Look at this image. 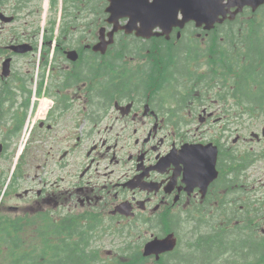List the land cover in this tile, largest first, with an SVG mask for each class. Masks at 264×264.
<instances>
[{"label":"flooded vegetation","instance_id":"obj_1","mask_svg":"<svg viewBox=\"0 0 264 264\" xmlns=\"http://www.w3.org/2000/svg\"><path fill=\"white\" fill-rule=\"evenodd\" d=\"M45 9L47 27L62 31L56 35L55 50L42 55L39 72L34 51L13 55L8 76L2 66L9 55L0 56V185L10 170L9 155L21 137L31 94L48 100V112L35 121L25 157L7 186L8 216L21 219L44 213L59 220L91 213L99 222L124 223L120 230L127 235L158 230L150 240L163 239L195 216L227 218L230 192L234 196L239 183L229 190L224 137L234 135L225 130L211 137L205 131L188 134L192 114L200 112L197 101L190 100L192 88L187 91L184 83L165 77L170 67L152 54L156 52L143 57L142 67L148 69L144 79L132 72L134 57H127L145 53L130 42L117 46L125 36L124 19L113 36L103 31L85 37L86 27L101 24L99 0H0V12L13 15L18 29L40 25ZM0 41L5 39L1 36ZM8 41L34 44L36 36H22L19 31ZM98 43L102 46L95 50ZM69 48L76 53H69ZM148 57L152 59L147 62ZM125 79L133 83L121 87L119 82ZM140 80L145 83L139 84ZM170 92L172 99H166ZM216 119L222 122L223 114ZM250 139L264 146L263 134ZM213 143L219 146L217 176L190 174L189 160H196L193 151L214 155L209 146ZM186 146H191L189 159L182 154ZM240 176L243 180V173ZM203 219L195 222L192 231ZM261 225L257 217L253 227Z\"/></svg>","mask_w":264,"mask_h":264},{"label":"trees","instance_id":"obj_2","mask_svg":"<svg viewBox=\"0 0 264 264\" xmlns=\"http://www.w3.org/2000/svg\"><path fill=\"white\" fill-rule=\"evenodd\" d=\"M100 5L103 22L106 19L103 15L107 0H100ZM184 37L176 46L172 45L175 44L174 39L170 41L164 38L152 39L157 42L153 45L156 53L152 54L161 56L163 64L170 67L169 72H164L165 77H169L174 81L173 83L183 84L182 77L195 69L194 76L197 79L193 78L195 82L192 84V93H197L198 97L206 99L209 94L206 87L215 89L218 86V98L223 102L225 100L234 102L238 111L232 114L231 111L224 109L227 121L233 118L239 119L247 113L249 116H262L264 113V6L255 13L246 10L238 15L235 21L217 25L205 47L193 32L191 39H188L187 35ZM142 46L148 48L145 43H142ZM137 48L141 50L142 47L139 44ZM170 63H173V67ZM203 65L207 68L200 71ZM131 83H133L131 79H125L119 82V85L124 87V84ZM140 83L145 82L140 80ZM231 153L236 155L234 151ZM250 163L251 161L248 166ZM243 169L245 167L240 162L229 173V187L236 183L242 184L240 175ZM242 193L246 191L240 186L233 192L231 203H237V197ZM251 201L253 200L250 199L245 204L247 211L253 207ZM226 211L232 214L236 212L232 209V204ZM253 220L254 217L247 216L245 221L234 225L232 218L218 220L210 225L207 234L192 239L193 242H198L197 246L192 248L191 241L189 250L183 254L178 253V247L175 252L168 254L167 259L162 257L155 263L264 264V236L259 229L253 227L251 223ZM95 227V222L94 225H90L89 220L82 223L75 215L59 221L48 216L27 218L23 221L1 220L0 239L8 245V251L0 264L146 263L147 258L143 256L141 245L135 236L132 243L121 248L115 257L103 260L101 257L103 251L92 246ZM22 230L28 232L18 233Z\"/></svg>","mask_w":264,"mask_h":264},{"label":"rangeland","instance_id":"obj_3","mask_svg":"<svg viewBox=\"0 0 264 264\" xmlns=\"http://www.w3.org/2000/svg\"><path fill=\"white\" fill-rule=\"evenodd\" d=\"M152 1L153 0H149V2ZM41 27L46 28V26L44 25H42ZM128 38L129 37L119 38L117 46L120 45L123 46L126 42H129ZM209 40L210 38L207 37L206 43L209 42ZM41 50L43 52L44 48H42ZM144 56H146V53L142 56L129 55L127 57V59H131L132 57H134L132 63V65H134L132 67V72L142 79H144L143 75L148 71L147 68L142 67L143 61H145L143 58ZM120 63L122 62L120 61ZM206 68H207L206 65H203L199 70L203 71ZM195 74H196V70L193 69L192 76H194ZM145 78L148 80V77ZM192 84L193 81L191 80V74H188L187 77L185 76L183 88L189 91L192 88ZM206 88L209 92L206 99H201V97L197 96V93H193V97H191L190 99L192 101H197L196 108L200 112L197 114H192V126L190 129L191 132H189L188 134L192 133L193 131L195 132L205 131L208 133V137L215 136V134H217L218 131L222 129L220 125L221 122H219L220 120L216 119L218 113H222L224 116L223 120H227L228 118L226 113L224 112V109H227L229 111L237 110V107L233 104L234 103L233 101L225 100L223 102L218 98L217 96V91L219 90L218 86H216L215 89H209L208 87ZM170 94L171 92L167 95L166 99H172ZM231 105L234 106L231 107ZM205 106H207V108H205L207 111L203 112L202 109ZM226 122H228V126L227 129H225V131L227 134L230 133L234 135V138L228 139L224 137V141L228 142V145L227 147H225V149L228 148L232 149L236 155L242 154L244 151H248L250 149L256 151L254 153L255 156L258 153L263 152V144L255 141H251L250 138L253 139L252 133H258L260 135L262 134V130L264 128V113L262 116H258V117L249 116V113H247L244 116L240 117L239 119L233 118L232 120ZM242 137H245V141L243 143H242ZM188 152L189 155L192 156L191 149H189ZM16 157H17L16 154L12 155L11 162H13L14 158ZM243 180L245 181L243 189L246 191V193L240 195V200L242 202L248 201L250 199L251 200L256 199L258 198V196H260L261 198L264 197V157L258 159L256 163L250 165L249 169L243 173ZM255 187H261L262 191L260 192V194L258 192L255 193V190H257ZM232 197L233 196H231V199ZM9 200L10 198H5L2 205L5 206L9 202ZM195 215H204V214H195ZM205 216L206 217L195 216V220L192 219V221L190 222L182 223L181 228L177 230L175 229L176 236L179 239H181L179 252H178L179 254H183L185 251L189 250L188 243L191 242L193 238H199L200 236L207 234L210 231V229L207 230V228H203V231L193 232L192 228L195 222L201 220L202 218H205L208 227H210L212 223H216L219 220L218 218H211L207 214ZM123 225L125 224L122 223L120 225L119 224L117 225L108 220L98 222V226L96 227L93 233L92 246L96 249H100L103 251L101 252V257L103 260H108L109 258L115 257L121 248L127 246L133 240L132 237L127 235L125 236V234L122 232L124 230H120V228ZM183 225H185L184 229H183ZM262 227H264V224ZM263 229L264 228L260 229V233L264 235ZM154 232L157 234L158 230L156 229L150 230L148 234L142 235V237L138 238V240H140L141 244L144 245L151 238V234H154ZM192 243L195 245L198 244V242H193V241ZM0 248H1L0 262H3L5 258V254L8 251V245L5 243L4 240L0 241ZM142 248L144 251V247ZM145 262H146L145 264H154L155 260L151 259Z\"/></svg>","mask_w":264,"mask_h":264},{"label":"water","instance_id":"obj_4","mask_svg":"<svg viewBox=\"0 0 264 264\" xmlns=\"http://www.w3.org/2000/svg\"><path fill=\"white\" fill-rule=\"evenodd\" d=\"M110 1L112 7L109 10L113 13L112 18L130 17L129 23L124 28L130 32L137 30L142 36H151L152 32L149 31L157 26L163 29V33L158 35L167 36L174 27H183L190 20L195 21L198 26L205 24L210 30L216 23H223L228 18V13L231 14L229 18L234 19L245 6H250L255 11L264 4V0H156L153 5L149 4V0ZM235 7L237 10L231 12V8ZM138 23L142 24L144 31L137 27ZM192 154L197 158L193 161L189 160L192 174L208 178L206 175L210 171L209 166L200 164L202 153L196 149ZM213 159L215 160V157ZM176 244L177 239L174 235L164 240L156 239L147 245L145 254L159 255L173 250Z\"/></svg>","mask_w":264,"mask_h":264}]
</instances>
